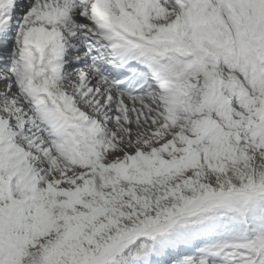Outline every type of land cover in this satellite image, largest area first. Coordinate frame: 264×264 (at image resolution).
Returning <instances> with one entry per match:
<instances>
[{
  "label": "snow or ice",
  "instance_id": "obj_1",
  "mask_svg": "<svg viewBox=\"0 0 264 264\" xmlns=\"http://www.w3.org/2000/svg\"><path fill=\"white\" fill-rule=\"evenodd\" d=\"M0 264H264V0H0Z\"/></svg>",
  "mask_w": 264,
  "mask_h": 264
}]
</instances>
